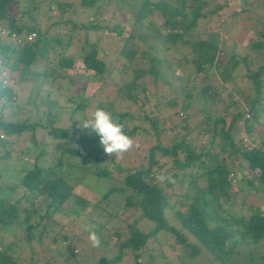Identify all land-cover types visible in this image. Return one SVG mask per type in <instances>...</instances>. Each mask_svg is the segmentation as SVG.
<instances>
[{"label":"trees","instance_id":"trees-1","mask_svg":"<svg viewBox=\"0 0 264 264\" xmlns=\"http://www.w3.org/2000/svg\"><path fill=\"white\" fill-rule=\"evenodd\" d=\"M118 1L120 2L117 7H124L122 0ZM228 1L230 0H222L207 9H205L209 2L207 0L138 1L133 15L135 23L141 24L146 18V23H149V20L156 16L160 20V26L156 32L159 33L161 42L168 45H175L179 42L187 47L188 56L185 59L190 67V73L186 72V75L191 76L194 81L190 86L189 82L187 86L182 82L180 88L183 92L182 102L177 104L173 98L167 101V104L172 107V111L167 113V116L179 115L180 112L175 109L177 105L181 112H186L190 101L194 98V93L202 100L210 99L214 105L224 104L227 107L232 105V108L227 117L224 114H218L212 104L200 106L197 112L202 114V119L194 127L195 133L191 137H186L190 135L189 132H186V136L185 134L180 137L173 135L169 144H163L158 137L164 130L165 116L160 126L157 121L159 115H144L149 124V131L154 136V143L147 148L145 162L127 169L126 173L121 175V186H116L117 189H115L112 184L95 201V206L97 203H104L110 193L118 191L122 194L121 210L135 212L137 215L127 224L126 233L111 226V234H105L108 232L103 234L99 247L87 245L90 249L99 251L100 247H103L110 253L112 246L107 247V242H110L111 235L114 236V242L111 243L114 252H111L109 257L100 253L96 258L94 256L88 258L85 264H118L127 254L132 256L133 264H139V257H146L148 264H159L158 261L151 262L152 258L147 257V253L144 252L147 241L151 238L155 239L159 233L173 236V244H178L185 249L186 264L195 262L199 255L207 256L211 260L208 264H264L263 256L253 255L259 249H261L259 253L264 252V213L253 211L246 217L239 216L229 219L221 216L223 209L219 203L211 206L210 202L227 193L233 181L232 176L238 168L234 161L238 159L241 163L245 162L248 172L253 174L255 181L264 188V141L243 145V138L240 136V132L248 134L252 131L244 115L248 116L247 112H249L255 117V113L264 111V100L263 105L259 108L255 107V104L262 100L260 89L264 86V83L262 84L264 65L259 64L255 70L251 71L247 67V56L236 53L224 56V62L217 65L215 58L219 53L218 42L211 37L212 31L201 23L226 7ZM51 2L52 0H45V2L43 0H21V4L16 7V0H0V133L12 136L28 131L30 139H33L34 131L38 128L43 129L54 142V147L58 149L57 156L49 163H44L43 159L42 162L40 161L43 150L39 149L32 156L31 164L22 169L16 183L11 186L0 183V231L20 226L24 230L27 242L33 238L40 241L42 236H45L48 223L44 221L40 223L42 219L50 220L52 214L63 205L78 216L77 211L85 203L83 198L76 195L74 188L81 181L84 172L89 171L86 160L98 162L104 156H100L103 147L99 144V136L94 133L89 134L88 130L80 127L79 120L86 118L84 110L91 105H93L91 113L98 107L104 108L112 114L115 120L123 124L124 131L133 137L136 130L141 131V128H137V125L128 127L124 120L129 118V114L125 111H115L114 105L116 101L120 102L121 98L133 102L138 93L145 92V83L143 79L141 80L143 73H149L152 76L151 82H154L157 77V68L154 63H150L146 70L137 65L133 66L132 60L138 50V41H135L131 27L128 29L129 33L120 37L125 25L121 26L117 23L107 25L104 20L96 19V17L85 23L78 22L75 18H69L67 13L64 14L69 9L68 3L61 4L53 0L56 6L52 7ZM249 3L253 17L258 16L256 9L264 10V0H253ZM245 4L247 5L248 2ZM107 5V0H79L78 7L70 4L69 14L74 15L79 9L80 12L96 16L103 13ZM52 9H57L58 17L55 20L51 14ZM41 15L45 19L43 25L40 24ZM62 15L66 16L62 18ZM59 17L61 19H58ZM260 25L263 28L260 30L259 37L250 40L246 44V50L264 53V25ZM103 29L119 37L120 45L117 53L121 60L120 68L131 72L130 79L117 86L116 91L119 97L94 104L90 103L92 96L83 98L78 95L73 99H66L67 101L72 100L68 110L69 120L73 114L78 116L77 121L75 120L76 128L73 129L72 134H70L69 127L55 124L58 108L53 102H43L45 110L35 120L21 119L18 121L2 118L1 109L6 105L14 102L18 107L15 102L17 94L9 84L5 83L3 69H7L8 73L18 72L17 76L20 80L22 77L30 78L31 75L36 74L42 79L49 77L50 82L53 83V80L61 79L59 77L61 74L58 75L54 68L58 67L61 70L72 66V58L65 54V49L69 46L72 36L78 30H82L84 33L83 44L79 50L80 64L83 70L100 75L106 71L105 64L98 57L97 40L95 38L90 40L86 31L95 32ZM151 30L155 31L156 26H153ZM198 30L204 34L202 38H197L196 31ZM151 35L150 32L144 34V39ZM4 38L7 40H3ZM37 59L44 61L39 71L33 68V66L36 67ZM148 59L149 62L155 61V57L151 54ZM241 65L245 69V76L250 83L252 94L243 96L240 105L238 100L232 98L233 92L230 90H227L226 99L223 100L214 91L207 78L212 67L215 68L219 77H222L227 68L237 69ZM197 79L200 81L199 86H197ZM40 83L37 82V85L39 86ZM45 94L47 95V92ZM32 103L37 107L34 102ZM157 105L154 103V106L157 107ZM242 105L245 109H242ZM54 108L56 112L53 113ZM239 122L240 125L237 124ZM76 131L80 133L76 134ZM236 133H239V136H236ZM215 137L219 139V142L214 144ZM39 143L36 141L33 145L39 147ZM10 144V138L0 137V158L7 159L11 156ZM212 145H216L218 151H215ZM219 152H224L225 156ZM112 165L115 164L112 163ZM162 173L170 178L163 181L167 187L171 186L173 180L180 183L186 179L184 192L175 196L177 206L173 210V216L179 223L178 226L170 224L165 216V210L168 207L167 197L164 193L165 188L159 185L160 180L157 179ZM92 174L95 178H104L108 177L109 170L105 167L98 168L93 170ZM201 180L204 182L203 186L199 185ZM17 185L21 190L20 196L10 199ZM188 190L193 193H186ZM25 191L33 195L31 199L27 197ZM107 214L111 215L110 212ZM140 222L142 226L151 224V227L144 231L139 226ZM100 229L101 225H97L92 230L99 235ZM61 238L67 240L64 235H61ZM2 239L0 236V264H17L18 258H13L10 243L4 244ZM50 241L56 242V237H50ZM240 245L247 248L244 253L236 250ZM59 249L60 251H54L62 258L60 264H79L86 254H84V248H79L80 252L77 250L73 252L72 248L67 252H64L65 248ZM43 256L37 260L29 256L26 264H39V262L40 264H51V255L44 254Z\"/></svg>","mask_w":264,"mask_h":264},{"label":"rangeland","instance_id":"rangeland-1","mask_svg":"<svg viewBox=\"0 0 264 264\" xmlns=\"http://www.w3.org/2000/svg\"><path fill=\"white\" fill-rule=\"evenodd\" d=\"M61 4L68 3V10L64 12L67 13L69 18H75L78 22H87L91 19H102L107 25L120 24L123 30L120 37H124L130 32L128 29L131 27V33L138 41V50L133 56V66H140L144 70L147 69L150 63H154L157 68V77L154 82H151L152 76L149 73H143L141 80L145 83V92L138 93L136 99L133 102L129 100H124L121 98L120 102L115 103V111H125L129 114V118H126L125 124L128 127L137 125V128L133 135V139L138 144V147H133L128 152L122 153L119 156L112 154L109 156L101 151L100 156H104L103 159L98 162H93L86 160L89 171L84 172L81 181L75 186L74 192L85 200V203L79 209L78 216H75L72 211H69L66 205L56 210L51 219L45 221L42 219L40 223L47 222L48 226L46 228L45 236L43 235L40 241L35 238L31 239L29 242L25 239L24 230L20 226H13L9 229L5 228L0 231V236L3 238V243L9 242L11 245V254L13 258L17 257V264H26L27 258L29 256L36 260L43 255H51V264H60L62 258L55 253L54 250L60 251L59 248H65L64 252H67L72 248L80 252L79 248H84V256L79 264H85L88 258H93L91 256H96L100 253L109 254L114 252L113 245L114 236L111 235L110 242L107 247H111V252L104 250L100 247V251L95 249L92 250L87 245H91L89 241V233L85 230V226L91 230L97 225H101L99 238L103 237V234L110 235L112 229L111 226L116 227L123 233H126L127 224H129L134 217H136L135 212H128L121 210L120 201L121 193L114 191L107 196L104 203H97L95 206V201L100 198L101 193L109 188L112 184L115 186H121V175L126 173L127 169L130 167H136L140 163L145 162V155L148 146L154 143V136L151 131H149V124L145 119V114L148 115H159L158 123L160 126L161 120L164 119L163 129L158 135L159 140L163 144H169L171 141V136L175 135L180 137L183 134L186 136V132L190 135L186 137H191L196 124L202 119V114L197 112V109L202 106L212 104L210 99L202 100L201 97L194 93V98L190 101L186 112H181L179 106L175 108L179 115L167 116L169 112L172 111L170 104H167L169 99H174L178 104L182 102L183 92L180 91L182 82L186 84L189 82L193 83L194 79L191 76L186 75L190 73V67L185 59L188 56L187 47L184 44L177 42L175 45H168L167 43L161 42V37L157 34L158 26H160V20L156 16H153L149 23L143 20L142 23H135L133 20V15L137 7L139 0H122L124 7H117L118 0H107L108 5L104 7L103 13L99 15H91L89 13L85 14L78 9V12L74 15L70 13V4L74 7H78L79 0H57ZM208 6L205 8H210L215 3H220L222 0H207ZM250 1L253 0H230L228 5L218 13L211 15L205 21L201 23L212 31L211 37L218 42L219 53L216 55L215 61L217 65H221L224 62V56H228L232 53L239 55H245L248 59L247 67L253 71L259 64L264 65V53L262 51L252 52L246 50V44L257 37H259L260 30L263 28L260 24L264 25V10L256 9L257 17H253V13L250 8ZM256 1V0H255ZM17 4H21V0H16ZM45 2V0H43ZM248 4L246 5L245 3ZM127 3V4H125ZM52 7L56 6L53 4V0L50 3ZM244 4V5H243ZM252 9V8H251ZM51 14L54 16L55 20L58 17L57 9H52ZM13 13V10L11 11ZM91 12V11H90ZM15 13V10H14ZM66 15H62V18ZM40 24L43 25L45 22L44 16H40ZM58 19H61L60 17ZM260 22V24L258 23ZM133 23V25H131ZM146 26V27H145ZM153 26H156V30L153 31ZM61 30V29H60ZM59 30V31H60ZM88 32V38L91 40L95 38L98 43V57L101 58L105 64L106 71L100 75L93 73L91 71H86L82 69L80 64V47L83 44V33L84 31L78 30L75 35L72 36V40L69 46L65 49V54L71 56L72 66L70 68L59 70L58 67L54 68L55 72L61 79L53 80L50 82L49 77L40 78V76L31 75L30 78L17 76L18 72L12 71L7 72V69H3L4 81L9 84L17 94L15 102L18 104L16 107L15 103L6 105L1 109V116L6 120H21L29 119L35 120L38 115H42L45 110V103L53 102L58 108L57 112L55 108L52 109L53 113L56 112V122L55 124L59 126H67L70 129V134L73 133V129L76 128V122L78 116L73 114L71 120L68 118V110L70 109L71 101H67L68 98H75L76 96H83L87 98L92 96L91 104L95 102H104L105 100L111 101L117 95V86L121 85L124 81H127L131 77V72L129 70H124L120 68V58H118L117 48L120 45L119 37L113 32H108L107 30H98L95 32ZM151 33L152 37H146L144 39V34ZM197 38H202L201 30L196 31ZM142 36V37H141ZM191 39V38H188ZM3 40H7L4 38ZM150 45V47H148ZM136 47V45H135ZM153 55L155 57L154 62H149L148 56ZM54 60V59H53ZM35 66L33 68L35 71L42 69L44 61L42 59H37L35 61ZM209 77L207 80L212 84L214 91H216L225 100V93L227 90L233 92L232 98L238 100L239 104H242V97L246 95H251L252 91L250 89V83L245 76V69L243 65L237 69H226L223 72V76L219 77L218 73L214 67L211 68ZM230 76V78H229ZM19 79V81H18ZM28 80V81H26ZM140 80V79H139ZM37 82H41L37 85ZM197 86L200 85V81L197 79ZM180 83V84H179ZM264 83V75L262 76V84ZM179 84V85H178ZM178 85V86H177ZM226 89V91L222 90ZM191 90V89H190ZM238 90V93L236 91ZM194 91V90H193ZM47 92V95L45 94ZM235 92V93H234ZM135 94V93H134ZM261 101L255 104V107L259 108L264 100V86L260 89ZM37 105H33V103ZM157 103V107L154 106ZM43 104V105H42ZM214 105V104H212ZM239 107V106H238ZM93 105L84 110V116L90 115ZM232 105L224 106V104L214 105V109L218 114H224L225 116L230 114ZM240 108V107H239ZM242 109L245 106L242 105ZM222 112V113H221ZM165 114V115H164ZM244 115L247 124L252 128V131L248 134L240 132L243 145H249L256 143L257 141H264V111H258L255 113V117L251 116L249 112ZM163 116V118H162ZM228 117V116H227ZM73 119V120H72ZM240 125V122L237 123ZM144 128V130H143ZM241 131L242 129L239 128ZM80 131H76L79 134ZM3 135V134H2ZM239 136V133H236ZM3 139H11L10 144V154L9 158H0V183L6 186H11L13 183L17 182L18 177H20L23 168L28 167L31 164L32 156L39 151L43 150V154L40 156L44 163H49L58 154V149L54 147V142L46 135L45 130L36 129L34 131L33 139H30L28 131H22L18 135L6 136L3 135ZM235 140V139H234ZM40 142L39 147H35L33 142ZM219 142L217 137L214 138L213 143ZM215 151H218L216 145H212ZM222 156H225L224 152H219ZM110 157V158H109ZM111 159V160H110ZM115 165H112V163ZM238 168L234 172L233 181L231 182L227 193L218 198L217 200H212L211 206H215L218 203L223 209L222 217H227L232 219V217H246L249 213L253 211H262L264 213V188L258 184L253 178V174L248 172L245 166V162H240L239 159L234 161ZM167 165V164H166ZM107 168L109 170L108 177L95 178L92 174L93 170L98 168ZM57 168L55 167V170ZM186 179H183L180 183L171 182V186L167 187L164 182L159 181V185L163 186L164 193L167 197L168 207L165 210V216H167L168 222L175 226L179 223L175 220L173 216V210L177 206L175 201V196L182 194L184 191V183ZM200 186L204 185L201 180ZM18 186V185H17ZM21 193L20 187H14V191L11 193L10 199L19 198ZM29 199L32 198V194L25 191L24 192ZM186 193H193V191L188 190ZM185 209V207H183ZM110 212L111 215L107 214ZM139 226L145 231L151 227V224L142 226V222ZM61 235H64L67 240H62ZM56 237V242L52 243L50 237ZM264 242V239H263ZM86 244V245H85ZM240 253H244L247 248L239 246L236 248ZM62 251V250H61ZM107 251V252H106ZM261 249L255 251L253 255L256 254L263 256L264 252L259 253ZM144 252L147 253V257L152 258L151 262H160L159 264H186L187 256L184 255L185 249L180 247L178 244H173V236L165 235L162 233L157 234L154 238L147 241ZM259 253V254H258ZM139 257V264H148L146 257ZM195 262L192 264H208L211 260L205 255H199ZM181 260V261H180ZM41 262H39L40 264ZM133 258L131 255L127 254L118 264H133Z\"/></svg>","mask_w":264,"mask_h":264},{"label":"clouds","instance_id":"clouds-1","mask_svg":"<svg viewBox=\"0 0 264 264\" xmlns=\"http://www.w3.org/2000/svg\"><path fill=\"white\" fill-rule=\"evenodd\" d=\"M80 127L88 130L89 134L99 136V144L103 147L106 154L111 156L116 154L119 156L122 153L128 152L133 147H138V144L124 131V125L115 120L110 112L104 108H96L87 118L79 120ZM1 134V133H0ZM3 135L1 134L0 137ZM165 177L162 173L157 179L163 182ZM85 230L89 233V241L93 247L100 246V238L94 230L85 226Z\"/></svg>","mask_w":264,"mask_h":264},{"label":"built area","instance_id":"built-area-1","mask_svg":"<svg viewBox=\"0 0 264 264\" xmlns=\"http://www.w3.org/2000/svg\"><path fill=\"white\" fill-rule=\"evenodd\" d=\"M0 136H1V134H0Z\"/></svg>","mask_w":264,"mask_h":264}]
</instances>
